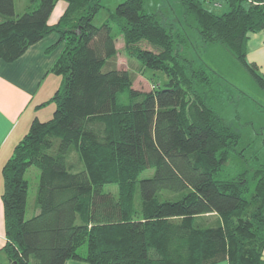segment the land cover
<instances>
[{"label": "trees", "instance_id": "16d2710c", "mask_svg": "<svg viewBox=\"0 0 264 264\" xmlns=\"http://www.w3.org/2000/svg\"><path fill=\"white\" fill-rule=\"evenodd\" d=\"M28 1L16 15L14 0H0V60L57 33L65 47L50 72L63 83L44 104L55 105L52 118H36L3 167L9 264H264V165L253 192L245 173L221 177L242 136L212 106L223 100L212 91L216 71L181 53L188 35L146 0H125L100 27L102 0H66L54 25L59 0ZM215 1L227 10L209 9ZM181 5L203 43L221 44L264 89L248 60L251 35L264 32V0ZM119 35L128 60L166 73L164 88L134 89L132 72L114 61ZM31 167L40 182L27 218ZM147 169L154 174L140 180Z\"/></svg>", "mask_w": 264, "mask_h": 264}, {"label": "rangeland", "instance_id": "374dc122", "mask_svg": "<svg viewBox=\"0 0 264 264\" xmlns=\"http://www.w3.org/2000/svg\"><path fill=\"white\" fill-rule=\"evenodd\" d=\"M125 0H102L103 8L95 16L93 24L100 27L104 24L116 7ZM146 9L155 13L167 25L185 32L189 37V44L181 48V53L192 59L196 66L205 64L218 74L212 86L213 92L223 91L222 102L212 103L216 112L220 113L224 121L241 133L242 139L236 147L234 154L225 164L221 174L222 178H233L245 173L251 181V191L255 185L252 174L264 165V89L234 59L232 54L221 44L206 46L198 32L197 23L192 17L184 15L181 0H146ZM16 15H22L29 5L28 0H14ZM38 4V3H37ZM36 4V5H37ZM66 0H59L54 9L57 15ZM224 1H215L208 4V8L221 14L227 10ZM248 45V60L255 61L257 57L259 72L264 76V32L251 35ZM117 56L114 61L121 69H129L134 77L133 87L138 92H150L156 87L164 88L169 78L162 70L143 69L140 63L128 60L124 50V39L119 35L116 39ZM106 70V67H105ZM62 78V77H60ZM224 85H220L219 83ZM52 104V103H50ZM49 105V104H47ZM54 105V104H53ZM55 106V105H54ZM51 113L44 117H49ZM154 174V169H147L139 176V179L149 178ZM29 183V193L26 209V217L30 218L36 213L35 199L40 182V172L31 167L25 175ZM104 192L114 195L118 192V186L106 185ZM215 216L210 217L212 221ZM83 251L86 250L84 246Z\"/></svg>", "mask_w": 264, "mask_h": 264}, {"label": "crops", "instance_id": "0c3cea01", "mask_svg": "<svg viewBox=\"0 0 264 264\" xmlns=\"http://www.w3.org/2000/svg\"><path fill=\"white\" fill-rule=\"evenodd\" d=\"M66 7L67 2L55 16L53 11L49 18L50 25L59 21ZM64 47L65 43H59V35L52 33L32 45L17 60L10 63L0 60V264H9L4 251L7 238L2 199L3 167L11 158L16 145L28 133L33 121L36 118L41 121L52 118L55 106L44 104L50 101L63 83V78L50 72V69ZM254 60L259 66L257 57L254 56ZM49 113V117H44ZM66 264L87 263L69 260ZM218 264L229 263L222 261Z\"/></svg>", "mask_w": 264, "mask_h": 264}]
</instances>
